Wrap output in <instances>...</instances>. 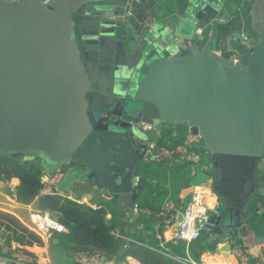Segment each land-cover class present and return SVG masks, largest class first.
Instances as JSON below:
<instances>
[{
  "label": "water",
  "instance_id": "95a60500",
  "mask_svg": "<svg viewBox=\"0 0 264 264\" xmlns=\"http://www.w3.org/2000/svg\"><path fill=\"white\" fill-rule=\"evenodd\" d=\"M244 1L0 0V155L88 173L135 224L146 126H185L206 162L189 190L210 182L220 198L217 254L236 236L257 254L245 217L264 203V0Z\"/></svg>",
  "mask_w": 264,
  "mask_h": 264
},
{
  "label": "trees",
  "instance_id": "16d2710c",
  "mask_svg": "<svg viewBox=\"0 0 264 264\" xmlns=\"http://www.w3.org/2000/svg\"><path fill=\"white\" fill-rule=\"evenodd\" d=\"M222 28H224V26L220 27V29ZM231 55V53H227L225 56L229 58ZM162 127L163 129L160 135H154L152 138L155 145L154 148L156 149L162 147L169 149L176 148L183 144L189 136L188 128L185 126L162 125ZM159 128L160 127H158V129ZM176 129L180 132L178 138L173 136V132L176 131ZM192 150L196 153L204 154V148L202 152L197 147H193ZM158 161L159 162H151L148 164L144 163L142 165L140 170V182L144 183L145 186L148 182L151 186L150 181L153 182L162 174L168 173L165 162ZM187 166L188 163L184 162L181 168H186ZM170 171L173 172L174 168ZM168 177L169 174L165 176L167 179ZM14 178L20 180V185L15 190V196L20 203L24 205L32 204L52 215H59L57 221L65 227L66 232L55 234V239H58L59 243L55 244V241L52 240L50 242L51 249L55 250L60 248L68 257L69 255L75 257L77 254L86 252H99L105 259L114 260L115 262L132 256L138 259L142 264H179L172 259L161 256L151 248L142 245L141 241H143V238L138 236V230L130 234L124 229L123 225L120 223L121 219L117 211L113 209L115 206L113 200H111L109 204H102L94 209L87 204L79 203L76 200L65 198L57 194H42L45 169L40 155L26 156L24 159L0 155V182L7 183ZM174 183L178 195L181 191V186L179 185L180 179L175 178ZM156 187L163 193L161 196H167L169 193V187L166 183L159 184ZM140 195L141 191L139 192L135 204H137L141 210H149L153 214L152 217H148L142 211L138 214L136 220L138 225L142 226L144 231L151 232V236L145 237L147 241L143 242L157 245L158 242L155 239V229L152 227L154 223L159 222L161 225L160 230L162 231V220L156 219V214L164 211L163 201H161L162 198L151 196L140 199ZM143 195L146 196V193ZM188 202L189 200L187 203ZM251 209V212L254 213L253 211L258 209V204L253 203ZM108 215L112 216V220H107ZM24 216L26 217L25 214ZM1 217H3L8 224H0V229L3 227L5 232H9L11 236L8 235L4 244L0 242V257L9 258L11 256L8 249L13 240L18 243L27 240L29 245L43 244L42 240L35 233L24 227L14 216L3 214ZM130 238H133L135 242L126 240ZM150 239H153L152 242L149 241ZM185 245L184 242H172L168 245L169 253L175 257H184ZM211 246L214 247L213 245ZM74 262L78 264L77 261ZM55 264H57L56 259Z\"/></svg>",
  "mask_w": 264,
  "mask_h": 264
},
{
  "label": "crops",
  "instance_id": "0c3cea01",
  "mask_svg": "<svg viewBox=\"0 0 264 264\" xmlns=\"http://www.w3.org/2000/svg\"><path fill=\"white\" fill-rule=\"evenodd\" d=\"M250 0H245L244 4L245 6H247L248 2ZM228 19V18H226ZM220 20L218 24H223L225 22H227V20ZM230 20V19H229ZM160 128L159 130V134H155L156 136L160 135V132L162 131L163 127L159 126ZM179 130V129H178ZM179 133L176 129V131L173 132V136L175 138H178ZM188 138H192L189 130H188ZM155 146L154 145V141L151 140V147ZM191 147H190V151H191ZM44 160V159H43ZM42 160V161H43ZM162 161V160H161ZM151 162H159L158 160H152L150 158H146L144 163H151ZM166 163V161H164ZM185 161L180 160L179 158H175V160L173 161V165L172 166H167V172L166 174H162L159 178H156L153 182L150 181L151 186L147 184L145 186L144 183L140 182V174L136 179V182L138 184H142L146 189L141 191V195H140V199H144L145 197H161V201H163V210L159 212L158 214H156V219L158 220H162V231L160 230V223H154L153 224V229H155V239L158 242L157 245H152V244H148L147 242H143V241H147L145 239V237H149L151 236V232L148 231H144L142 226H139L137 221L135 222V224L131 223L130 219L128 217H122L121 213H120V206L117 203V201L113 200V202H115V208L117 211L118 216L120 217L121 221V225H123L124 229H126L130 234H133L135 232H137L138 230V236H140L141 238H143V241H141L142 245H145V247H149L152 250H154L155 252L157 251L161 256L166 257L167 259H172L174 262L179 263V264H222L225 261L229 260L231 263L233 264H237L236 260L234 258L231 257L230 253L229 254H224V255H220L217 254V249L220 248V244H216L211 242L212 238H213V233L207 231L206 233H204L202 235V237L188 245H185V256L184 257H175L171 254H164L165 252H161V246L162 245H166L168 247V245L173 241V235L174 232L177 230L178 228V217L179 214L183 213L184 208L187 204V201L189 200L190 197V192H192V188L189 190V186L188 184L192 181V178L195 176V168L191 165V162L193 161H189L188 166L186 168H181L182 163H184ZM195 165L198 166H206V162L205 159H201L198 161L194 162ZM167 164V163H166ZM43 167L45 169V178L43 179V181L51 176L50 173L47 171V167L43 162ZM174 168V171L171 172L170 170ZM170 171V172H169ZM259 171H260V175H262L264 177V161L260 164L259 166ZM167 174H169L168 179L165 178V176H167ZM175 178H179L180 179V183L179 185L181 186V191L179 192V194L177 195L176 193V186H175ZM138 180V181H137ZM62 182V181H61ZM60 182V183H61ZM59 183V184H60ZM166 183L167 186L169 187V193L167 194V196H161L163 195V193L161 192V190L157 189V185L159 184H163ZM59 184L55 187V194L63 196L65 198H69L71 199L70 195L72 196L73 194V190H70L68 188L64 187H60ZM262 184L264 185V179L262 181ZM20 185V180L18 178H14L11 181L7 182V183H2L0 182V192H2L5 196L7 197H16L15 196V190L16 188ZM91 186V192L89 193H83L81 194V196L77 197L80 199V203L83 204H87L89 206H91L92 208L96 209L97 207L101 206L102 204H108V200L110 201L111 199H109L105 193H103L102 191L98 190V188H96L95 186H93L92 184H89ZM205 185H209L210 187H212L214 190L215 188L210 184V182H207L205 184H201L198 186H205ZM146 193V196H144L143 194ZM216 193V191H215ZM217 197V202L220 203V198L218 196V194H216ZM182 199L179 202V199ZM99 199L101 200L99 201ZM97 201V203H96ZM263 201L261 199H255L254 198V203L258 204V209L254 210V213H250L249 216L245 217V225H247V228L250 232V234H252L254 237H259V236H263L264 235V203H262ZM91 203V204H90ZM135 204V203H134ZM220 210V204H219V209ZM142 211L144 212V214H146L148 217H152V213L149 210H141V209H137V215L139 214V212ZM164 213V217L161 216V214ZM219 213V212H218ZM24 214L26 215V217L24 216ZM3 215V214H2ZM0 214V224H4L7 225L8 223L6 222V220L1 217L2 216ZM175 216V220L171 221L169 224L165 223V221H163L164 218L168 217V216ZM217 215V214H216ZM15 218H17L24 227L28 228V214L26 211H20L19 213H16L15 215H13ZM112 216L108 215L107 220H112L111 219ZM150 226V225H149ZM151 229V227H150ZM157 234H160L162 236L163 239H158L157 238ZM8 235L11 236V234L9 232H5V229L2 227V229H0V242L2 244L5 243ZM236 238V240L247 243V238L242 237V236H236L234 237ZM148 239V238H147ZM54 241L56 240L55 237L53 239ZM129 242H135L133 240V238L131 239H126ZM153 239H150L149 241L152 242ZM58 244V243H55ZM211 245H213L214 247H212ZM202 246L203 249H200V247ZM193 247V248H192ZM21 249L24 250L26 253H28L30 256H32L35 260V262L37 264H55V259L57 261V264H61V259L65 260V264H75L74 261V257H72V255L66 256L64 252H62V249L57 248L55 250L51 249L50 247V243L46 244L43 243L42 245H37V244H33V245H29L27 243V240H24V242L22 243H18L17 241H12L10 248L8 249L10 252V255L12 256V254L14 253V251L16 249ZM10 256V257H11ZM9 257V258H10ZM0 258H5V257H0ZM72 258L73 261L70 259ZM71 260V261H70ZM252 261L255 264H264V244H261L258 246V253L254 254L252 251ZM72 262V263H71ZM109 264H142L138 259L132 257V256H128L125 259H122L118 262H115L114 260H109Z\"/></svg>",
  "mask_w": 264,
  "mask_h": 264
},
{
  "label": "built area",
  "instance_id": "2783aa9c",
  "mask_svg": "<svg viewBox=\"0 0 264 264\" xmlns=\"http://www.w3.org/2000/svg\"><path fill=\"white\" fill-rule=\"evenodd\" d=\"M46 5H50L51 0H44ZM246 26V25H243ZM246 27H243L244 39L250 38L245 32ZM219 53H222L219 51ZM234 63L239 62V58L233 53L229 58ZM151 129L155 134H159L158 127L146 126ZM187 138V140L177 146L176 148H150L149 158L152 160L166 161V165L172 166L175 158H179L182 161H198L203 159L204 154L194 152L190 147L200 141L199 138L193 137ZM64 173L58 170L52 176L47 177L44 181V188L42 194L52 195L55 194V187L63 180ZM138 181V180H137ZM135 209L139 210V206L135 204ZM219 203L215 190L209 185L193 187L190 193L189 202L184 208L183 219L178 224L177 230L174 232V242H184L186 245H190L198 241L204 233L208 231V219L210 215L219 214ZM26 211L28 214V229L35 233L43 243L49 244L55 237V234L65 233V227L57 221L47 211H43L32 204L24 205L20 203L16 197H7L0 192V214L15 215L20 211ZM161 216H165L164 213ZM175 220V216L171 215L164 219L165 223L169 224ZM157 238L163 239L160 234H157ZM231 245L230 255L234 258L237 264H255L252 261V247L247 243L236 240L232 237L228 239ZM154 251V250H153ZM157 252V251H156ZM161 252L164 254H170L166 245L161 246ZM76 261L78 264H109V260L105 259L99 252H86L77 254ZM0 264H37L32 256L26 253L24 250L16 249L10 258H0ZM222 264H233L229 260Z\"/></svg>",
  "mask_w": 264,
  "mask_h": 264
},
{
  "label": "rangeland",
  "instance_id": "374dc122",
  "mask_svg": "<svg viewBox=\"0 0 264 264\" xmlns=\"http://www.w3.org/2000/svg\"><path fill=\"white\" fill-rule=\"evenodd\" d=\"M244 25H246V23H244ZM245 32L247 33V35L249 36H252L249 28L247 27L246 29H244ZM238 38L242 39V41H246L243 37V33L240 32V33H237V36ZM242 37V38H241ZM230 54V53H229ZM233 54V53H231ZM193 147H197L201 152L203 151V145H202V142L201 141H197ZM41 159L43 160L44 164L46 165L47 167V171L50 173V175H54L55 173L58 172V170H61L63 173H64V178L62 180V182L59 184L60 187H66L70 190H73V194L72 196L70 195L71 199L73 200H76L77 202H81L79 198V196H81V194H83L84 192L87 194L89 192H91V186L89 185L88 181L89 179H87V176H88V173H84V172H80L78 169H75V168H69L65 165H58L57 163H49L46 161V159L41 156ZM194 184L197 185H201V184H205V182L201 181V180H196L194 182ZM101 199H99L100 201ZM102 202V200H101ZM109 203H111V200L109 201ZM97 203V201H96ZM108 203V204H109ZM91 204V203H90ZM114 210H116L115 207H113ZM59 215H53V217L55 219H57ZM75 260H76V256L74 257ZM72 261L73 259L70 258ZM61 264H65V260L64 259H61ZM70 260V261H71ZM72 263V262H71Z\"/></svg>",
  "mask_w": 264,
  "mask_h": 264
},
{
  "label": "flooded vegetation",
  "instance_id": "af4514ba",
  "mask_svg": "<svg viewBox=\"0 0 264 264\" xmlns=\"http://www.w3.org/2000/svg\"><path fill=\"white\" fill-rule=\"evenodd\" d=\"M89 184H91V182L89 180H87Z\"/></svg>",
  "mask_w": 264,
  "mask_h": 264
},
{
  "label": "bare ground",
  "instance_id": "6f19581e",
  "mask_svg": "<svg viewBox=\"0 0 264 264\" xmlns=\"http://www.w3.org/2000/svg\"><path fill=\"white\" fill-rule=\"evenodd\" d=\"M221 263V262H220ZM220 263H218V264H220Z\"/></svg>",
  "mask_w": 264,
  "mask_h": 264
}]
</instances>
